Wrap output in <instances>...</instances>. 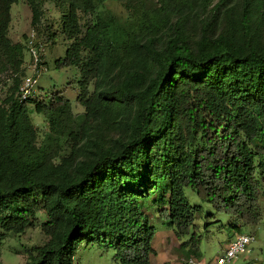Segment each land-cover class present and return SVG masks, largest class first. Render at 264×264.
I'll use <instances>...</instances> for the list:
<instances>
[{
	"label": "trees",
	"instance_id": "16d2710c",
	"mask_svg": "<svg viewBox=\"0 0 264 264\" xmlns=\"http://www.w3.org/2000/svg\"><path fill=\"white\" fill-rule=\"evenodd\" d=\"M39 1L64 9L46 38L70 40L54 66L77 69L69 86L83 111L61 90L18 101L26 45L8 36L18 0H0V64L12 78L0 102V243L39 225L46 239L25 264H74L82 241L119 264H152L153 208L197 256L198 206L186 188L233 217L237 232L256 224L264 0H115L138 7L125 24L105 0H28L38 37ZM31 113L44 116V131Z\"/></svg>",
	"mask_w": 264,
	"mask_h": 264
},
{
	"label": "rangeland",
	"instance_id": "374dc122",
	"mask_svg": "<svg viewBox=\"0 0 264 264\" xmlns=\"http://www.w3.org/2000/svg\"><path fill=\"white\" fill-rule=\"evenodd\" d=\"M39 8L42 15L40 24L43 31L40 37L37 36V40L44 47L43 59L46 69L37 79L36 94L61 90L74 112H82L83 108L75 101L76 91L69 86V83L78 77L77 69L54 66V61L65 55L70 40L65 39L61 34H57L55 39L46 38L48 34H52L58 28L64 9L51 1L42 3L39 1ZM104 8L114 14L121 24L135 23L138 16L135 11L138 9L137 6H127L115 0H105ZM10 13L8 36L12 42H24L32 29V12L28 0H18L12 5ZM29 59V53L25 51L23 67H26ZM8 69L6 64H0V102L6 96L8 86L12 83ZM24 72L25 75L31 73L29 69H24ZM31 118L39 132L47 128L43 115L31 113ZM185 193L190 204L198 206L194 220V224L198 227V233L202 236V241L198 246V255L187 252V247L183 246V243L189 238L187 235L177 238L173 227L160 217L156 209L150 208L147 210V214L151 224L155 227L151 242L152 248L155 250L151 258L152 264H188L185 261L189 257L209 264L221 253V249L228 246L234 236L240 234L232 227L236 223L233 217L216 212L209 203L201 201L191 188H186ZM262 199L263 209L260 220L256 224L241 228V233L254 234L255 240L248 246L247 251L235 259L232 264H264V196ZM43 218L40 211L37 224L41 223ZM234 233L235 235L229 241ZM45 239L39 225L27 228L20 235H9L0 243V264H25L26 250L33 245L43 243ZM112 256V250L104 249L96 241H82L74 255V264H119L113 260Z\"/></svg>",
	"mask_w": 264,
	"mask_h": 264
},
{
	"label": "built area",
	"instance_id": "2783aa9c",
	"mask_svg": "<svg viewBox=\"0 0 264 264\" xmlns=\"http://www.w3.org/2000/svg\"><path fill=\"white\" fill-rule=\"evenodd\" d=\"M26 51L29 53L30 59L26 63L24 69H29L30 74L25 75L19 84L17 98L19 102H23L36 94V83L40 74L46 69L43 59L44 47L37 40L35 29H31L24 41ZM255 240L254 234H237L223 251L217 255L209 264H232L241 254L247 251L248 246ZM188 264H204L202 261L189 257L185 261Z\"/></svg>",
	"mask_w": 264,
	"mask_h": 264
},
{
	"label": "crops",
	"instance_id": "0c3cea01",
	"mask_svg": "<svg viewBox=\"0 0 264 264\" xmlns=\"http://www.w3.org/2000/svg\"><path fill=\"white\" fill-rule=\"evenodd\" d=\"M237 233H241V232H237ZM236 233V234H237ZM235 235V233L234 234H232V236L229 238V241H230V239L233 237ZM235 237V236H234ZM223 251V249H221V252Z\"/></svg>",
	"mask_w": 264,
	"mask_h": 264
}]
</instances>
